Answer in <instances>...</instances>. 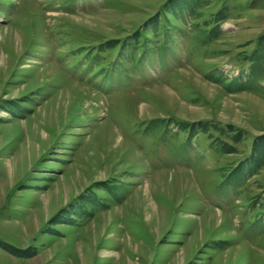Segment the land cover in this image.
Segmentation results:
<instances>
[{"label": "rangeland", "instance_id": "1", "mask_svg": "<svg viewBox=\"0 0 264 264\" xmlns=\"http://www.w3.org/2000/svg\"><path fill=\"white\" fill-rule=\"evenodd\" d=\"M258 146L264 0H0V264H264Z\"/></svg>", "mask_w": 264, "mask_h": 264}, {"label": "trees", "instance_id": "2", "mask_svg": "<svg viewBox=\"0 0 264 264\" xmlns=\"http://www.w3.org/2000/svg\"><path fill=\"white\" fill-rule=\"evenodd\" d=\"M261 144V143H260ZM255 145V144H254ZM253 153L254 152H260V153H263V151H264V146H258V147H255V148H253ZM251 151V152H252ZM258 154V153H257ZM260 155V154H259Z\"/></svg>", "mask_w": 264, "mask_h": 264}]
</instances>
